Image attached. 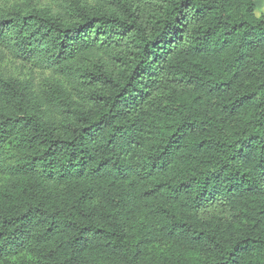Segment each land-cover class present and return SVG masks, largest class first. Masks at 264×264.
<instances>
[{"label": "trees", "instance_id": "1", "mask_svg": "<svg viewBox=\"0 0 264 264\" xmlns=\"http://www.w3.org/2000/svg\"><path fill=\"white\" fill-rule=\"evenodd\" d=\"M258 1L0 0V264H264Z\"/></svg>", "mask_w": 264, "mask_h": 264}, {"label": "rangeland", "instance_id": "2", "mask_svg": "<svg viewBox=\"0 0 264 264\" xmlns=\"http://www.w3.org/2000/svg\"><path fill=\"white\" fill-rule=\"evenodd\" d=\"M6 1H7V2H5L6 4L8 2L10 4H12V1H14V0H6ZM45 1H48V0H45ZM257 6H258V15L264 16V0L258 1ZM8 70L14 74H21L20 71L16 70V66H14V65H10Z\"/></svg>", "mask_w": 264, "mask_h": 264}]
</instances>
